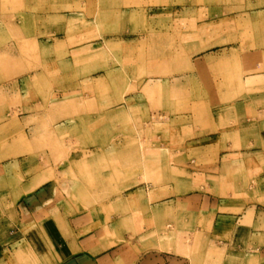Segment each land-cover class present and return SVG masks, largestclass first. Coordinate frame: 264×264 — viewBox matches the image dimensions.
I'll list each match as a JSON object with an SVG mask.
<instances>
[{"label": "rangeland", "instance_id": "rangeland-1", "mask_svg": "<svg viewBox=\"0 0 264 264\" xmlns=\"http://www.w3.org/2000/svg\"><path fill=\"white\" fill-rule=\"evenodd\" d=\"M260 47L264 0H0L2 94L8 113L35 111L18 125L30 127L23 152L2 140L0 164L47 151L33 157L51 164L59 210H126L131 242L200 248V193L235 181L237 196L264 202V126L244 104Z\"/></svg>", "mask_w": 264, "mask_h": 264}, {"label": "crops", "instance_id": "crops-1", "mask_svg": "<svg viewBox=\"0 0 264 264\" xmlns=\"http://www.w3.org/2000/svg\"><path fill=\"white\" fill-rule=\"evenodd\" d=\"M249 54L246 64L250 66L251 87L244 104L249 119L261 127L264 126V47ZM8 85L0 83V144L8 140V153L17 156L23 152L18 139H30V127L20 130L19 127L25 121L33 122L35 111L33 107L19 108L27 112L25 118L17 111L8 113L14 105L11 97L2 94L9 89ZM15 87L12 85L10 91L16 90ZM30 149L25 148V163L16 159L10 164H0V171H12L9 183L0 180V264H264V202L251 196H237L235 181L225 180L230 184L227 190L219 189V195L200 193L199 201L207 204L208 220L211 218V223L207 220L196 228L202 236L200 248L181 244L162 249L131 242L130 226L123 224L130 217L129 211L123 210L118 215L113 211L85 210L76 214L59 210L55 204L63 190L55 182H49L51 164L33 157L47 151ZM226 165L235 170L241 162L232 160ZM257 167L250 169L256 171ZM259 187L264 197V181ZM129 199L123 196L122 202L129 203ZM141 202L152 207V217L161 216L162 204L156 198L145 196ZM111 205L108 203L107 207ZM171 205L174 204L170 203V208Z\"/></svg>", "mask_w": 264, "mask_h": 264}]
</instances>
